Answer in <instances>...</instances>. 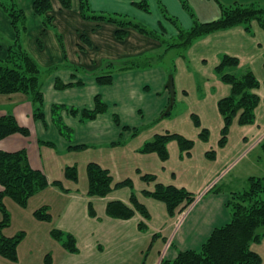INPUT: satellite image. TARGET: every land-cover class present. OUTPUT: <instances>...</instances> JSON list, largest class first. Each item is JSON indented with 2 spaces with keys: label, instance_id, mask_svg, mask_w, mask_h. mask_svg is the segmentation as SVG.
Here are the masks:
<instances>
[{
  "label": "rangeland",
  "instance_id": "1",
  "mask_svg": "<svg viewBox=\"0 0 264 264\" xmlns=\"http://www.w3.org/2000/svg\"><path fill=\"white\" fill-rule=\"evenodd\" d=\"M215 1L224 7H264V0ZM167 35L166 32L163 37L169 39ZM164 51L165 48H160L141 58L143 63L151 61L150 66L129 70H121L118 60L101 59V66L95 72H87L89 84L85 85L83 92H78L77 88L66 90L65 96H60L63 106L51 104L44 93V103L39 112L43 118L36 117V106L30 115H24L21 121H17L30 134L9 138L6 147L21 145L17 150L26 152L31 166L42 171L49 184L24 206L4 196L3 205L9 222L1 227L4 215L0 211V237H16L19 244L17 259L11 260L0 253V264H92L100 261L101 243L108 256L122 241V236H119L111 244L104 243V240L101 242V217L107 199H123L130 203L132 195L148 207L152 218L148 221V228L138 232L137 243L131 249L128 262L166 264L170 261L169 256H165L168 248L178 250L177 254L182 252L175 243L171 245L173 239L169 238L177 228L171 229L180 214L169 215L164 204L148 196L147 191H154L156 184L162 183L185 188L193 194L196 202L207 194L224 195L229 201L235 193L249 189L250 178L264 181V29L259 22L254 20L203 35L188 48L172 49L163 56ZM226 55L238 58L239 65L218 73L217 67ZM108 62L116 64L110 66ZM84 64L81 70L86 69ZM68 65L75 67L71 63ZM249 72L259 83L255 90L260 97L255 119L243 125L235 115L227 125L219 102L231 94L232 84L222 75L232 74L241 78ZM71 73L77 74L73 70ZM78 73L86 74V71ZM110 73L112 84L97 82V77ZM171 75L174 77L175 104L170 114L163 116L166 107L161 109V102L166 97L168 103L166 85ZM161 77H164V82ZM77 81L79 79H75V83ZM97 98L107 107L99 123L101 142H95L86 135L87 143L82 145L84 137L81 130L70 126L69 120L63 119V112L68 111L73 117L72 109L78 114L79 109H94ZM53 101L57 99L53 98ZM49 104L54 106L49 109ZM167 132L193 141L190 153L181 149L176 139H171L167 145L169 158L166 161L157 153L142 152L155 135ZM92 163L109 171L113 187L128 180L132 186L114 189L105 198L91 196L87 168ZM71 169L77 172L76 180L67 176ZM146 175L154 180L145 179ZM54 182H60L63 189L54 186ZM91 204L97 212L96 218L90 214ZM43 206H50L51 222L36 219L35 212ZM226 210L231 222L232 210L228 206ZM136 217L140 218L138 214ZM83 225L88 227L81 228L82 233L85 229L96 232L95 238L86 242L95 246V256L89 259L83 253H69L62 241L52 236V231L59 227L68 233L72 226ZM155 230L164 233L156 238L153 237ZM250 248L260 255L261 264H264V236L258 242H252Z\"/></svg>",
  "mask_w": 264,
  "mask_h": 264
},
{
  "label": "trees",
  "instance_id": "2",
  "mask_svg": "<svg viewBox=\"0 0 264 264\" xmlns=\"http://www.w3.org/2000/svg\"><path fill=\"white\" fill-rule=\"evenodd\" d=\"M58 1L64 10L72 8L73 0ZM79 1L80 16L83 20L114 24L117 27L116 38L120 41L126 38L127 29H135L140 34L160 41L163 48H165L163 56L172 49L188 48L194 40L203 35L251 23L254 20L258 21L264 29V7L254 5L249 7H240L238 5L224 7L214 0L220 7V17L213 21L200 22L189 1L179 0L193 23L189 30H185L180 25L178 19L172 17L165 6L159 1L163 18L171 23L178 32L176 37L165 39L163 36L166 30L162 25H160V33H158L142 23L125 16L96 13L91 8L90 0ZM132 1L133 5L141 11L150 13L148 1ZM0 8L9 17L15 34V39L8 44L5 58L0 59V95L22 93L29 96L33 105L37 106L38 113H36V117L43 118L44 115L39 113L44 103V93L42 91L43 79L62 69L69 68L74 72H80L81 69L68 65L64 39L56 30L53 18L49 15V12L52 10V0H35L33 3V10L36 15L41 17L43 26L56 33L65 59L63 65L51 68L41 67L26 49L25 40L28 33L27 17L25 11L18 5L17 0H0ZM82 40L88 42L86 37H83ZM150 63L151 61L143 63L141 59H132L119 64L121 70H129L148 67L151 65ZM109 65L114 66L113 63ZM238 65V58L226 55L217 67V71L218 73H223L226 69L236 68ZM75 77L76 74L73 75V80L76 79ZM222 78L232 84L231 94L219 102V109L225 117L226 124H230L235 115L239 116V122L243 125L252 123L255 119V111L260 103V97L255 93V90L259 87L255 75L249 72L239 78L232 74H223ZM96 80L99 84L109 85L112 84L113 77L110 73L106 76L97 77ZM75 85L81 86L83 82L79 80L76 83L65 84L60 79H56L55 81V86L58 90ZM70 111L73 114H78L77 110L72 109ZM106 111V105H103L97 98L95 108L93 110H83L81 118L83 121L93 120ZM15 134L28 136L30 132L28 129L20 127L14 116H1L0 141ZM171 139H176L180 148L190 153L193 141L180 134L171 133L155 135L152 141L145 144L142 152L157 153L163 161H166L169 158L167 145ZM87 169L89 194L93 197L105 198L114 189L132 186V182L128 180L118 183L116 188L113 187V178L109 171L103 169L98 164H89ZM67 176L76 180V170L71 169ZM145 179L154 180L148 175L145 176ZM249 182V189L242 193H235L227 203V206L232 210L231 222L216 228L200 251H182L178 253L175 260L166 264H261L260 255L251 250L250 246L252 242H258L264 236V181L261 178L252 177L249 179ZM48 184L49 182L45 174L40 170L32 168L25 151H0V185L2 186L0 190V211L4 215L1 227L9 222V215L3 205L4 196H9L24 206L36 193L46 189ZM54 186L63 189L60 182H54ZM146 194L156 201L163 203L168 214L172 217L177 213L181 214L185 212L195 201L193 194L185 188L164 185L162 183H157L155 190L147 191ZM90 214L93 217L96 216L92 204ZM106 214L109 218L117 220H129L137 214L142 216L146 221L151 219L148 207L141 203L135 195L131 196L129 204L121 200L109 201L106 206ZM35 217L42 222L52 221V214L49 212L48 206H43L37 210ZM139 229H146V224L140 222ZM259 230H262V233H259ZM52 236L59 242L62 241L63 247L69 253H77V241L72 234L65 233L60 229H54ZM18 244L19 239L16 237L1 236L0 253L11 260H16Z\"/></svg>",
  "mask_w": 264,
  "mask_h": 264
},
{
  "label": "crops",
  "instance_id": "3",
  "mask_svg": "<svg viewBox=\"0 0 264 264\" xmlns=\"http://www.w3.org/2000/svg\"><path fill=\"white\" fill-rule=\"evenodd\" d=\"M34 1L35 0H17L18 5L25 11L27 17L28 33L25 40V47L31 56L43 68L63 65L65 59L57 40L56 33L43 26L41 17L36 15L33 10ZM146 1L150 4V13H145L135 7L132 0H90V4L92 10L96 13L119 15L127 18L132 17L139 23H142L157 32H159V27L162 25L169 35L166 37L169 39L174 38L177 36L178 32L171 23L163 18L160 9V1L165 6L168 13L181 22V25L185 30H189L192 27V20L183 9L179 0ZM188 1L195 10L198 19L202 22L216 20L221 15L218 4L214 0ZM49 15L53 18V24L56 30L64 39L69 63L75 67L78 66L81 69L83 62H85L84 67H86L85 70H81L82 73L86 71V74H80L77 72L75 77L83 82V85L81 86L75 85L63 90L56 89V79H60L65 84L75 83V80H73L74 74L71 73L72 69L69 70V68L59 70L43 79L42 91L50 98V103H54L55 106L65 105L61 103L63 98L60 96H65V93L68 92L66 90H75L77 88L78 92L84 91L85 85L89 84L87 72H95V70L101 66V59L112 61L118 60L119 63H121L132 59H141L144 56L151 55L153 51L163 48L160 41L140 34L135 29H127L126 38L123 41H120L116 38L115 34L117 27L114 24L83 20L80 16L79 0L72 1V8L70 10H64L58 0H52V10L49 12ZM0 37V59H3L7 54L8 44L15 39V34L9 17L1 8ZM83 37H86L88 42L82 40ZM108 63L116 64L115 62ZM161 81L164 82V77H161ZM57 91L64 93L59 95L56 93ZM53 98L57 99V101L54 102ZM169 98L167 104L166 97L164 101L161 102V109L168 107ZM165 104L166 106H164ZM52 106L54 105L49 104V109ZM34 108H36V106L33 105L31 98L25 94L15 93L11 95H0V117L12 115L17 121H21L24 115H30L31 109ZM83 110L85 109H79L80 114H74L73 117L68 114V111L63 112V119L69 120V125L73 128L78 127L79 130H81L84 137L81 141L82 145H86L84 143H87V141H85L86 135H90V138L92 137L95 142H101V127L99 126V123H101V115L96 119L83 121L81 118V111ZM18 135L20 134L11 135L0 141V151H18L22 147L21 145L15 148H8L5 145L9 138ZM112 200L118 199L108 198L106 203ZM121 201H123V199H121ZM227 201V196L210 194L200 197L197 202L195 199V204H192L193 207L191 205L186 210H189L188 212L185 211L181 213L175 224L172 222L174 225L171 229L176 226L177 228L173 230L169 236L170 239L171 237L173 239L171 245L174 246L175 243V246L178 247L180 251H199L204 245L205 240L210 237L216 228L228 224L230 215L226 210L227 203L229 202ZM123 202L129 204L126 201ZM106 206L104 210H102L103 217H101V242L104 240V243L110 242L109 244H111L116 241L119 236H122V241L108 256L104 253L105 248L101 243V260L93 262L92 264H129L128 261L131 257V249L136 246V241L139 236V223L144 222L147 229L149 222L139 214L140 218H137L135 215L134 218L129 220L109 218L106 214ZM48 207L50 212V206ZM191 207L192 209H190ZM86 227L88 226H72V230L68 233L72 234L77 241L78 251L74 254L80 255L83 253L84 256L89 259L90 257L93 258L95 256V246L91 245L92 242H86L94 239L96 232L93 229H85L82 233L80 229ZM57 229L62 230L63 228L59 227ZM155 233L156 234H154L153 237L158 238L164 232L162 230H155ZM125 237L127 238L125 239ZM177 251L171 250V247L167 249L165 256H169L170 259V261L167 262L175 260L178 255Z\"/></svg>",
  "mask_w": 264,
  "mask_h": 264
},
{
  "label": "water",
  "instance_id": "4",
  "mask_svg": "<svg viewBox=\"0 0 264 264\" xmlns=\"http://www.w3.org/2000/svg\"><path fill=\"white\" fill-rule=\"evenodd\" d=\"M166 88L169 91L170 98H169V105L166 108L163 116H167L172 111L174 104H175V94L176 93H175V89H174V77L172 75L169 77Z\"/></svg>",
  "mask_w": 264,
  "mask_h": 264
}]
</instances>
